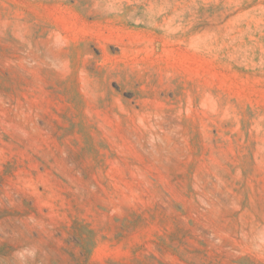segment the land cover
<instances>
[{
	"label": "rangeland",
	"instance_id": "374dc122",
	"mask_svg": "<svg viewBox=\"0 0 264 264\" xmlns=\"http://www.w3.org/2000/svg\"><path fill=\"white\" fill-rule=\"evenodd\" d=\"M0 264H264V0H0Z\"/></svg>",
	"mask_w": 264,
	"mask_h": 264
}]
</instances>
